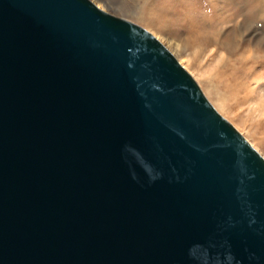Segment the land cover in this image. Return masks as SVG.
<instances>
[{
  "label": "water",
  "instance_id": "95a60500",
  "mask_svg": "<svg viewBox=\"0 0 264 264\" xmlns=\"http://www.w3.org/2000/svg\"><path fill=\"white\" fill-rule=\"evenodd\" d=\"M0 264H264V156L145 27L0 0Z\"/></svg>",
  "mask_w": 264,
  "mask_h": 264
},
{
  "label": "rangeland",
  "instance_id": "374dc122",
  "mask_svg": "<svg viewBox=\"0 0 264 264\" xmlns=\"http://www.w3.org/2000/svg\"><path fill=\"white\" fill-rule=\"evenodd\" d=\"M93 1L155 34L264 156V0Z\"/></svg>",
  "mask_w": 264,
  "mask_h": 264
},
{
  "label": "bare ground",
  "instance_id": "6f19581e",
  "mask_svg": "<svg viewBox=\"0 0 264 264\" xmlns=\"http://www.w3.org/2000/svg\"><path fill=\"white\" fill-rule=\"evenodd\" d=\"M98 5V4H97ZM99 6V5H98ZM100 7V6H99ZM107 11V10H106ZM109 12V11H108ZM111 13V12H110ZM191 16V15H190ZM194 17V16H193ZM125 18V17H124ZM132 21V20H131ZM134 22V21H133ZM155 35V34H154ZM156 36V35H155ZM157 37V36H156ZM158 38V37H157ZM247 72V71H246ZM249 73V72H248ZM252 76V75H251ZM246 77V76H245ZM246 79V78H245ZM239 80V79H238ZM243 82V81H241ZM248 82V81H247ZM246 83V82H245ZM201 87V86H200ZM202 89V88H201ZM204 92V91H203ZM254 93V92H253Z\"/></svg>",
  "mask_w": 264,
  "mask_h": 264
}]
</instances>
